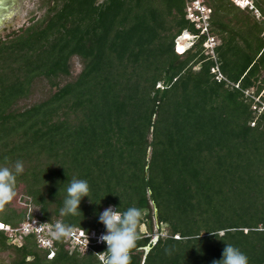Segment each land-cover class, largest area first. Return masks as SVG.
I'll use <instances>...</instances> for the list:
<instances>
[{"label": "trees", "instance_id": "obj_1", "mask_svg": "<svg viewBox=\"0 0 264 264\" xmlns=\"http://www.w3.org/2000/svg\"><path fill=\"white\" fill-rule=\"evenodd\" d=\"M46 2L41 19L0 41V166L23 162L15 191L26 203L0 207V224L37 217L90 231L103 226L107 207L134 206L143 213L138 226L153 231L157 209V240L138 228L131 264H212L225 243L264 264V113L256 119L241 90L215 79L204 39L175 52L184 30L197 32L185 0ZM211 6L222 73L261 94L264 23L235 14L243 12L229 0ZM75 56L83 68L61 85ZM41 78L56 90L18 109ZM73 178L88 182L91 199L61 216ZM55 247L49 259L35 234L15 245L0 230L12 264H101L106 251L81 254L64 238Z\"/></svg>", "mask_w": 264, "mask_h": 264}, {"label": "clouds", "instance_id": "obj_2", "mask_svg": "<svg viewBox=\"0 0 264 264\" xmlns=\"http://www.w3.org/2000/svg\"><path fill=\"white\" fill-rule=\"evenodd\" d=\"M24 171L22 161H16L14 167L0 166V207L11 202L16 196L15 184L17 176ZM65 197L60 215H76L80 211V203L84 197L90 198V187L86 180L73 178L66 183ZM61 190V189H60ZM91 199V198H90ZM115 206H109L98 214V221L104 225L105 233L98 242L106 244V256H102V264H131L130 253L138 239V225L142 218V210L129 207L123 213ZM81 212V211H80ZM53 240L67 238L74 234L71 226L56 223L50 233ZM217 237L216 234L212 233ZM212 264H249L248 257L237 247L225 243L220 260Z\"/></svg>", "mask_w": 264, "mask_h": 264}, {"label": "built area", "instance_id": "obj_3", "mask_svg": "<svg viewBox=\"0 0 264 264\" xmlns=\"http://www.w3.org/2000/svg\"><path fill=\"white\" fill-rule=\"evenodd\" d=\"M235 6L243 10L258 11L253 0H232ZM212 8L205 4L204 0H185V17L197 30L196 34L189 30H184L175 40V52L182 56L187 50L201 40L205 54L208 55L214 62V66L211 68V73L214 74L215 79L218 82H225L228 86L242 91L244 98L251 102V108L254 111L255 118L258 119L264 113V101L262 99L264 91L256 95L255 89H241L240 83L231 82L221 71L220 64L216 54V47L219 45L217 37L212 34L211 25ZM188 33L189 39H186L189 46L184 52L178 51V43ZM255 119V121H256ZM255 121L251 123L255 125ZM108 208V207H107ZM60 223V222H58ZM56 224V223H55ZM55 224L42 222L37 217L27 219L21 226L12 228L9 225H1L0 230H4L8 233L11 243L15 244V241L22 240L23 236L28 234H35L38 246L42 249L49 250L48 258L52 259L55 256L57 240H53L50 236V232L54 230ZM74 234L67 238H64V242L68 244L71 250H77L81 254H88L93 251L95 246H105L106 244L98 242V238L101 234L105 233L104 225L97 229L86 231L82 228H73ZM163 236V235H162ZM166 236V235H165ZM178 238V236L176 237ZM99 259L102 264V256H106V253L99 254Z\"/></svg>", "mask_w": 264, "mask_h": 264}, {"label": "rangeland", "instance_id": "obj_4", "mask_svg": "<svg viewBox=\"0 0 264 264\" xmlns=\"http://www.w3.org/2000/svg\"><path fill=\"white\" fill-rule=\"evenodd\" d=\"M19 3V7L15 14L6 20L0 27V41L6 40L9 37L13 36L16 33H19L21 30L28 27L34 21L41 19L47 11V2L46 0H17ZM205 4L213 9L211 6V0H204ZM230 3L234 4L232 0H229ZM255 2L256 7L257 2H260V5L263 6L261 0H253ZM16 7V4H12V6L8 9V11H12ZM239 8V7H238ZM243 13L238 10H235V14L249 16L250 18L256 20L258 23H264V13L258 8V11L251 10H243L239 8ZM237 12V13H236ZM218 39V43H221V39L218 35L215 34ZM264 39V30L261 34ZM83 68V61L80 57H73L71 60V76L66 78H59L57 82L61 85L68 82L69 80L74 79L78 76ZM56 88L51 85L50 81L46 79H38L35 81L31 95L29 98L20 101L17 105L18 109H24L33 105L36 102L42 101L46 99L52 92H54ZM25 198H23L21 190L16 193V196L11 201L12 205L17 208H24L26 206ZM32 210L37 212L36 208L32 206ZM31 211V208H29ZM156 220V219H155ZM157 224V223H156ZM143 233H146V236H152L153 239L157 238L159 233L157 232V226L154 227L153 231H150L146 225L138 226ZM9 232H5L8 235ZM163 236L166 235L165 232L162 233ZM22 240L15 241V245H20ZM14 244V243H13ZM15 254L13 253V249L7 250L4 252H0V261L3 264H12V260Z\"/></svg>", "mask_w": 264, "mask_h": 264}, {"label": "water", "instance_id": "obj_5", "mask_svg": "<svg viewBox=\"0 0 264 264\" xmlns=\"http://www.w3.org/2000/svg\"><path fill=\"white\" fill-rule=\"evenodd\" d=\"M12 4H16V7L12 11H8V9L12 6ZM18 7H19V3L17 0H0V27L6 20H8L10 17H12L15 14ZM155 219L157 226H159L157 209H155ZM156 240L157 238L154 239V241ZM146 252H148V249L146 250Z\"/></svg>", "mask_w": 264, "mask_h": 264}, {"label": "bare ground", "instance_id": "obj_6", "mask_svg": "<svg viewBox=\"0 0 264 264\" xmlns=\"http://www.w3.org/2000/svg\"><path fill=\"white\" fill-rule=\"evenodd\" d=\"M185 35L186 36L184 38H182L178 43V51L181 53L184 52L189 46L186 39H189L190 36L188 35V33H185Z\"/></svg>", "mask_w": 264, "mask_h": 264}, {"label": "flooded vegetation", "instance_id": "obj_7", "mask_svg": "<svg viewBox=\"0 0 264 264\" xmlns=\"http://www.w3.org/2000/svg\"><path fill=\"white\" fill-rule=\"evenodd\" d=\"M9 3H10V1H9ZM0 264H3V263L0 261Z\"/></svg>", "mask_w": 264, "mask_h": 264}]
</instances>
